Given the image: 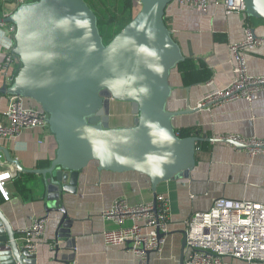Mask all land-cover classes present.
Segmentation results:
<instances>
[{
    "label": "crops",
    "instance_id": "obj_1",
    "mask_svg": "<svg viewBox=\"0 0 264 264\" xmlns=\"http://www.w3.org/2000/svg\"><path fill=\"white\" fill-rule=\"evenodd\" d=\"M17 7L15 0H0V18L11 15ZM247 18L244 13L227 14L223 0H212L205 11L179 0L168 4L165 21L184 55L200 59L213 72L212 80L207 83L186 85L179 70H172L168 109L184 110L188 103L193 108L192 112L174 117L177 130L193 128L196 136L204 138L237 136L244 140H264V90L255 92L252 101L239 98L199 107L207 96L235 79L230 46L244 39ZM249 22L255 33L264 38V19L250 18ZM5 26L7 23L0 26V87L5 85L1 71L7 54L3 43V39H8ZM246 64L250 75L264 76V43L257 50L247 52ZM24 103L38 106L29 98H24ZM10 104L11 95L0 93V120ZM134 118L128 103L112 102V126L132 124ZM208 142L206 149L198 147L196 166L190 178L161 182L156 192L148 176L136 171H100L96 161L79 172L75 182L69 176L66 183L53 185L35 174L28 181L27 189L20 190L15 179L21 172L7 161L0 149V174L9 172L12 176L3 185L9 197L0 203V209L18 237L20 230L30 226L34 219H46L45 232L37 239L36 264H136L140 258L131 248L106 244L104 232L120 224L103 213L118 198H125L130 205H138L154 201L158 194H167L171 217L166 224L165 245L161 253H151L149 262L180 264L183 231L195 212L211 209L221 197L264 204V150L252 153L250 149H239L223 141ZM0 147L6 148L24 168L36 169L43 168L40 167L42 162L50 161L51 165L56 158L58 142L50 126H37L23 129L12 137L0 136ZM65 184H72L74 192H66ZM54 202L65 206L68 217L74 220L71 246L65 239L57 237L63 214L57 210L49 211ZM227 260L228 264H264Z\"/></svg>",
    "mask_w": 264,
    "mask_h": 264
},
{
    "label": "water",
    "instance_id": "obj_2",
    "mask_svg": "<svg viewBox=\"0 0 264 264\" xmlns=\"http://www.w3.org/2000/svg\"><path fill=\"white\" fill-rule=\"evenodd\" d=\"M171 1L140 0L138 13L108 42L86 0L27 1L0 18V24L16 26L13 51L21 61L13 82L0 87V93L36 101L48 113L58 142L49 167L26 169L0 147L7 161L53 185L66 183L69 176L75 182L78 173L96 161L100 171L148 176L156 192L161 182L190 178L199 142L253 148L232 138L182 137L174 126V117L193 108L188 103L184 110L168 109L172 70L185 59L165 21ZM245 3L249 18L264 19V0ZM113 101L130 105L135 116L132 124L111 125ZM67 184L63 189L74 192L75 187ZM51 210L62 212L57 237L71 246L74 220L56 202ZM183 236L180 264L185 262V230ZM151 253L147 251V264ZM36 263L35 252L21 244L0 209V264Z\"/></svg>",
    "mask_w": 264,
    "mask_h": 264
},
{
    "label": "built area",
    "instance_id": "obj_3",
    "mask_svg": "<svg viewBox=\"0 0 264 264\" xmlns=\"http://www.w3.org/2000/svg\"><path fill=\"white\" fill-rule=\"evenodd\" d=\"M29 0H15L17 5ZM182 4L207 10L212 0H179ZM227 14L238 12L247 14L245 0H223ZM4 16L3 18L8 17ZM1 18V19H3ZM246 19L244 39L232 44L235 79L228 86L218 89L207 96L199 107L212 106L221 102L246 98L252 101L253 94L264 90V76H252L248 73L246 54L257 50L264 43L251 23ZM6 24L1 23L0 26ZM8 39H3L7 54L1 67L5 84L10 85L21 66L19 57L14 53L16 26L7 23L4 27ZM48 113L40 105L27 106L24 97L11 96L9 109L0 120V136L12 137L23 129L37 126H49ZM245 144L252 153L264 150V140H244L229 136ZM11 173L0 174V191L8 199L4 183ZM103 215L116 220L120 226L106 230L104 240L109 245H126L140 258L136 264H147V251H163L167 229L171 217L170 201L167 194H158L156 202L151 201L130 205L125 198H118ZM131 221L130 224H127ZM46 229V219L36 218L27 228L20 230V239L30 252L37 249V239ZM187 244L184 264H228V258L239 259L246 263L259 261L264 263V204L253 201L218 198L211 209L195 212L187 222ZM162 234V235H161Z\"/></svg>",
    "mask_w": 264,
    "mask_h": 264
},
{
    "label": "trees",
    "instance_id": "obj_4",
    "mask_svg": "<svg viewBox=\"0 0 264 264\" xmlns=\"http://www.w3.org/2000/svg\"><path fill=\"white\" fill-rule=\"evenodd\" d=\"M88 4L93 8V10L98 15L101 33L103 34L105 38V35H104L105 26L107 24L112 23L114 20L113 18H109V19L104 18L102 15H100V13L91 3H88ZM123 13H124L123 20L127 18L128 20L127 22H129L133 19V17L136 15V14L133 15L134 14L133 13V0H125ZM177 69L181 73L183 82L186 85L203 84V83H207L212 80L213 72L204 62H202L200 59H197L195 57L185 56V59L178 64ZM177 131L182 137L197 135L194 132L193 128H185V129H180ZM208 145H209L208 141H202L198 144V147L202 149L203 148L206 149ZM49 165H50V161L40 163V167H43V168L48 167ZM17 176L18 177H16L15 179L16 185L18 186L20 190H26L28 181L32 179L33 177H35V174L29 173V172L27 173L21 172ZM4 200H5V197L0 191V203H2Z\"/></svg>",
    "mask_w": 264,
    "mask_h": 264
},
{
    "label": "rangeland",
    "instance_id": "obj_5",
    "mask_svg": "<svg viewBox=\"0 0 264 264\" xmlns=\"http://www.w3.org/2000/svg\"><path fill=\"white\" fill-rule=\"evenodd\" d=\"M139 1L140 0H133V13L135 14L141 9ZM87 2L91 3L104 18H113L114 20L112 23L105 26L104 35L106 41L111 40L115 34H117L128 23L127 18L123 20L125 0H87ZM124 106L125 105H122V107Z\"/></svg>",
    "mask_w": 264,
    "mask_h": 264
}]
</instances>
